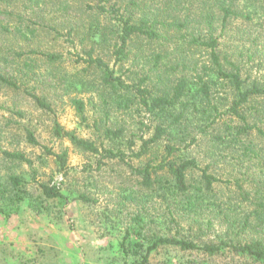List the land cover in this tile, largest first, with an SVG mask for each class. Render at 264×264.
I'll return each instance as SVG.
<instances>
[{
  "label": "trees",
  "instance_id": "trees-1",
  "mask_svg": "<svg viewBox=\"0 0 264 264\" xmlns=\"http://www.w3.org/2000/svg\"><path fill=\"white\" fill-rule=\"evenodd\" d=\"M249 1L164 0L162 8L144 12L137 20L131 13L138 6L135 0L126 2L121 14L116 1L96 0L92 6L93 21L80 41L86 39L88 46L78 59L100 73L104 116L109 117L112 109L120 111L112 126L100 119L94 124L112 146L78 137L57 123L52 133L67 138L81 151L96 154L99 165L104 159L123 163L147 191L142 194L148 198L147 244H125L130 235L127 229L120 244L124 254L135 257L130 264H152L150 252L159 246L197 250L210 257L227 251L264 264V73L257 72L264 68V53L258 49L256 37L250 39L246 27L257 8L264 11V0H255L258 4L252 10ZM111 13L118 14V24L100 21L101 15ZM2 15L0 9V37L2 28L9 29L2 23ZM12 29L19 40L35 35L34 30L23 31L21 26ZM73 31L70 27L67 34ZM140 41L157 43L160 48L145 54L139 49ZM133 43L139 44L137 52L131 48ZM33 52L51 65L61 58L55 51ZM21 54L0 46V87L21 92L38 109L51 111L45 95L25 88V81L34 77L37 69L32 56L19 60ZM139 54L141 58L148 55L152 62L148 66L144 61L146 71L129 67L136 77L132 83L115 75L103 57L112 56L117 63L132 55L129 60L134 66L140 61ZM79 81L86 85L83 78ZM70 102L85 118V102L76 97ZM140 112L151 118L149 124L135 121V113L140 116ZM17 114L23 117L21 110ZM130 125L137 132L127 135ZM23 129V140L38 145L34 131ZM16 136L13 132V140ZM190 147L203 154L202 167L196 155H186ZM45 152L54 156L66 176L67 151L45 148ZM0 153L10 161L33 164L21 150L3 149ZM133 158L140 164L133 165ZM218 164L225 168L221 174L209 171ZM24 184L18 174L9 173L3 192L14 190L15 199L23 200L27 196ZM39 187L45 198H65L60 186L41 183ZM142 195L130 193L128 198L140 206ZM77 198L88 200L82 193Z\"/></svg>",
  "mask_w": 264,
  "mask_h": 264
},
{
  "label": "rangeland",
  "instance_id": "rangeland-1",
  "mask_svg": "<svg viewBox=\"0 0 264 264\" xmlns=\"http://www.w3.org/2000/svg\"><path fill=\"white\" fill-rule=\"evenodd\" d=\"M112 1L117 2L118 14H121L124 4L130 0ZM135 1L138 6L132 9L133 20L144 12L162 8L164 2ZM95 3L96 0H0V9L5 13L2 23L9 28L1 29L0 39L3 43L0 46L22 52L19 60L30 56L35 59L37 71L34 77L25 81L24 86L45 95L52 107L51 111H42L23 93L0 87V151L18 149L33 161L28 166L10 161L0 153V264H130L135 257L131 253L124 254L120 246L126 229L130 235L125 244L131 247L135 242L147 244L148 198L142 195L147 191L138 184V177L116 159H104V163L99 165L96 154L81 151L67 138L60 139L52 133L57 123L78 137L94 140L98 145L112 146L96 131L94 124L95 120L100 119L101 123L107 121L112 126L114 116L119 117L120 111L112 109L109 117L104 116V106H101L102 99L99 97L104 89L100 73L93 67L87 68L78 59V56H84L82 50L88 46L86 39L82 44L80 41L93 21L95 13L92 6ZM248 4L249 10H252L258 3L251 0ZM257 9L258 13L253 14L246 27L250 39L256 37L258 49L264 53V11ZM118 14L116 17L113 13L101 15L100 21H107L109 25L118 24ZM16 25L21 26L23 31L34 30L35 35L29 39L15 38L12 28ZM70 27H74V31L69 36L67 31ZM140 42L143 44L139 49L145 54H149L151 49L160 48L157 43ZM135 46L133 43L131 48L137 52L139 44ZM34 50L59 52L60 61L51 65ZM103 57L114 69L115 75L128 83L135 80L129 67L136 70L145 64L144 61H148V66L152 62L148 55L141 58L140 54L138 64L141 66L137 63L131 66L134 64L130 62L132 55H129L130 60L128 58L117 63H114L112 56ZM148 66L141 70H148ZM257 72L264 73V68ZM82 78L86 83L84 86L80 85ZM73 97L85 102V118L71 104ZM17 110L23 112V117L17 114ZM140 113V116L135 113V121L149 124L151 118L147 119L143 112ZM25 127L34 131L38 145L23 140L21 135ZM134 128L130 125L127 135L137 132ZM13 132L18 134L14 140ZM44 147L57 153L67 151L66 176L62 175L54 156L46 153ZM120 147L124 149V143ZM193 148L190 147L185 153L188 156L196 155L198 165L202 167L205 164L203 154L192 151ZM131 163L137 166L140 161L133 158ZM224 169L222 164H218L215 170L209 171L219 175ZM9 173L18 174L25 181L23 186L27 196L23 200L15 199L14 190L10 194L7 190L3 192ZM220 177L225 178L223 175ZM41 183L60 186L65 198H45L39 187ZM80 193L88 200L77 198ZM130 193L142 195L143 203L140 206H145V209L128 198ZM19 194L23 195V191ZM149 261L152 264H254L227 251L210 257L197 250H180L174 246H159L150 252Z\"/></svg>",
  "mask_w": 264,
  "mask_h": 264
}]
</instances>
